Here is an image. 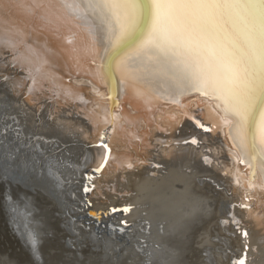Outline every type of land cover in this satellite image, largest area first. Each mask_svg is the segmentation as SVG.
I'll return each instance as SVG.
<instances>
[{
  "label": "bare ground",
  "instance_id": "bare-ground-1",
  "mask_svg": "<svg viewBox=\"0 0 264 264\" xmlns=\"http://www.w3.org/2000/svg\"><path fill=\"white\" fill-rule=\"evenodd\" d=\"M47 14L51 23L14 4L0 17L7 78L0 79V129H7L0 144L37 168L36 175L0 173L3 195L20 189L17 181L26 192L28 206L0 197L17 233L40 238L53 228L80 248L85 240L105 247L123 264H233L245 254L246 264H264V182L259 163L254 182L240 164L227 135L232 117L199 93L175 100L165 66L145 60L130 81L122 62L135 45L113 46L101 17H89L90 42L83 20L58 6ZM256 105L258 117L264 94ZM47 204L62 231L42 225L37 208ZM196 246L198 261L190 254Z\"/></svg>",
  "mask_w": 264,
  "mask_h": 264
},
{
  "label": "snow or ice",
  "instance_id": "snow-or-ice-1",
  "mask_svg": "<svg viewBox=\"0 0 264 264\" xmlns=\"http://www.w3.org/2000/svg\"><path fill=\"white\" fill-rule=\"evenodd\" d=\"M14 4H24L29 15L44 23L52 22L47 14L52 6L66 9L84 21L90 42L95 28L89 17H101L109 25L113 46L135 45L122 62L129 80L136 79L147 60L170 69L177 83L175 100L195 92L218 101L221 112L232 117L228 139L240 153V164L249 170V180L255 181L252 169L259 163L264 182V107L258 117L254 114L264 94V0H0V17ZM4 44L0 21V47ZM6 130L0 129V135ZM10 171L36 175V162L0 144V173ZM47 173L54 175L51 168ZM243 235L247 238L248 233ZM29 236L36 249V236ZM246 258L245 254L233 264H246Z\"/></svg>",
  "mask_w": 264,
  "mask_h": 264
},
{
  "label": "rangeland",
  "instance_id": "rangeland-1",
  "mask_svg": "<svg viewBox=\"0 0 264 264\" xmlns=\"http://www.w3.org/2000/svg\"><path fill=\"white\" fill-rule=\"evenodd\" d=\"M13 180L16 181L15 179ZM27 186H28L27 189L33 187L31 185H27ZM11 189H13V191ZM14 189L17 190L15 191ZM21 189L22 188L20 189L10 188L9 189L10 193L7 192L3 196L4 197L9 196L8 198L10 199L14 197L15 199L13 200L12 204L16 203L15 205L18 206L19 205L28 206V202L24 196V193L26 192L22 191ZM25 191L28 190L25 189ZM14 192L15 194L16 192H18V195L15 196L13 194ZM0 197H2V195ZM51 207L52 206H50V204H47V208L46 206L43 208H37V211H39V213L40 211H43V213H40V218H42L43 220L42 225H44L46 228V226L48 225L47 223H50L51 225H53L55 230L58 227V229L62 231V225H60L58 222L63 219L59 218L56 215L57 213L55 214V211L54 212L52 211ZM9 208L12 207H10L9 205ZM41 216H44V218ZM8 217L10 218V216H8L7 214H5V212H2V210H0V264H76L74 263L75 259L82 261L85 260L84 262H87L89 260L88 261L90 262L89 264H112L111 263L112 261L115 262L116 264H123L124 261L123 258L119 259L115 257L116 255L115 253H113V255L107 254V256H105V252H106L105 247H102L101 245L93 247L95 244L92 245L91 242L89 243V241L85 240L84 241L85 243H81L84 245H82L80 248V246L74 245L72 242H70V240L65 241V239L60 235L59 232L53 231V228H51L52 232H50L49 235L37 238L38 245L36 249H33L31 238L28 234L29 232L26 233L28 234V236L25 234L23 236H20L19 238L17 229L14 227V224H12L14 223V219L10 218L11 220H9ZM102 221L105 220L102 219ZM63 225L65 224L63 223ZM62 241H64L63 244ZM96 243L98 244L101 242L97 240ZM135 244L136 243H134L133 245L134 248H136ZM83 248H85L86 250L85 249L82 250L81 253L80 250ZM199 252L200 249L197 246L193 251L190 252V254L194 253L195 261L199 260L198 259ZM32 255H34V257Z\"/></svg>",
  "mask_w": 264,
  "mask_h": 264
},
{
  "label": "water",
  "instance_id": "water-1",
  "mask_svg": "<svg viewBox=\"0 0 264 264\" xmlns=\"http://www.w3.org/2000/svg\"><path fill=\"white\" fill-rule=\"evenodd\" d=\"M112 103H113V102H112ZM103 145H104V143H103ZM103 164H104V163H102L100 166H101V167L104 166ZM101 167H100V168H101ZM92 170H93V171H96V169H95L94 167L92 168ZM17 184L19 185L20 188H24L23 185H21L18 181H17ZM89 187H91V186H89ZM89 187H87V188L89 189ZM85 189H86V188L84 187L83 190H85ZM88 191H89V190H88ZM0 195H2V197H3L2 188H0ZM126 207H127V206H115V208H116L117 210H120V211H122V210L125 209ZM18 235H19V234H18ZM19 238H20V235H19ZM20 241H21V240H20Z\"/></svg>",
  "mask_w": 264,
  "mask_h": 264
}]
</instances>
